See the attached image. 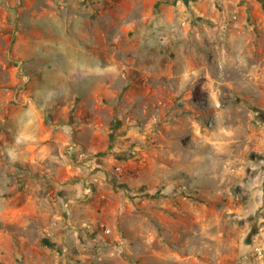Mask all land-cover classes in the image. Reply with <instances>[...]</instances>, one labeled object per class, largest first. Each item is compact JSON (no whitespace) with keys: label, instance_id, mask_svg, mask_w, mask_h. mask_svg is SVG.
I'll return each instance as SVG.
<instances>
[{"label":"rangeland","instance_id":"obj_1","mask_svg":"<svg viewBox=\"0 0 264 264\" xmlns=\"http://www.w3.org/2000/svg\"><path fill=\"white\" fill-rule=\"evenodd\" d=\"M166 1L189 6L191 23L206 32L212 89L187 94L194 107L182 108L186 117H167L174 92L164 91L162 120L153 122L149 107L138 139L124 136L129 119L120 106L108 124L113 136H104L94 155L113 170L122 167L119 177L107 178L124 190L123 204L118 216L107 211L112 230L88 264H264V181L258 180H264V115L257 111L264 109V0ZM129 4L115 1L122 9ZM37 5L50 6L48 0ZM28 7L29 0H18L15 15L4 14L14 20L15 35ZM6 30L0 27V36ZM2 59L0 100L5 106L28 102L9 72L18 64L21 70L22 62ZM10 108L0 107V264H52L60 250L47 230L53 206L46 186H37L29 139L16 165L6 133L11 119H2L11 117ZM159 127L167 134L164 143ZM183 131L189 133L174 134Z\"/></svg>","mask_w":264,"mask_h":264},{"label":"crops","instance_id":"obj_2","mask_svg":"<svg viewBox=\"0 0 264 264\" xmlns=\"http://www.w3.org/2000/svg\"><path fill=\"white\" fill-rule=\"evenodd\" d=\"M17 1L0 0V27L7 28L0 36V63L3 54L22 62L21 70L18 64L9 72L12 84L28 92L29 100L6 105L11 117L2 119H11L6 133L12 137L17 167L29 139L37 186L47 188L53 206L47 230L60 249L52 264H88L94 247L107 240V211L118 216L123 204L124 190L115 189L107 178L119 177L122 167L115 171L94 155L104 136H113L108 124L123 105L129 119L124 136L144 137L140 128L151 116L149 107L155 111L152 121L162 120L163 92L170 87L174 98L167 117H186L182 108L193 106L187 94L212 89L206 32L191 23L195 12L181 2L129 0L122 9L115 6L117 0H48L50 6L29 0L22 30L15 35L14 20L4 14L15 15ZM2 74L4 70L3 81ZM6 106L0 100V107ZM157 132L164 143L167 134L160 127ZM120 136H115L118 145ZM71 144L84 150L85 160L69 153Z\"/></svg>","mask_w":264,"mask_h":264},{"label":"built area","instance_id":"obj_3","mask_svg":"<svg viewBox=\"0 0 264 264\" xmlns=\"http://www.w3.org/2000/svg\"><path fill=\"white\" fill-rule=\"evenodd\" d=\"M21 63V62H20ZM27 80H24V84L26 83ZM69 153L73 156L76 157V159L82 161L86 159V153L84 152V150L78 146V144H71L69 146ZM88 191L92 192V187L89 184L88 186ZM105 232L110 233L111 232V228L107 227L105 224L103 225Z\"/></svg>","mask_w":264,"mask_h":264},{"label":"water","instance_id":"obj_4","mask_svg":"<svg viewBox=\"0 0 264 264\" xmlns=\"http://www.w3.org/2000/svg\"><path fill=\"white\" fill-rule=\"evenodd\" d=\"M257 111L264 115V109L258 108Z\"/></svg>","mask_w":264,"mask_h":264}]
</instances>
